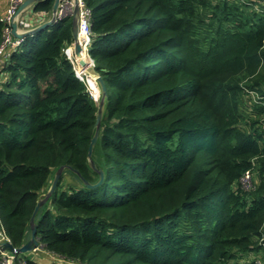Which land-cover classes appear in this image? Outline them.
Here are the masks:
<instances>
[{
	"label": "trees",
	"instance_id": "obj_1",
	"mask_svg": "<svg viewBox=\"0 0 264 264\" xmlns=\"http://www.w3.org/2000/svg\"><path fill=\"white\" fill-rule=\"evenodd\" d=\"M82 1L108 89L93 154L105 179L88 189L65 170L35 220L40 246L76 264L264 260V0ZM72 18L0 67V221L17 248L60 167L100 179L98 104L65 53Z\"/></svg>",
	"mask_w": 264,
	"mask_h": 264
},
{
	"label": "water",
	"instance_id": "obj_2",
	"mask_svg": "<svg viewBox=\"0 0 264 264\" xmlns=\"http://www.w3.org/2000/svg\"><path fill=\"white\" fill-rule=\"evenodd\" d=\"M45 0H25L21 6L19 7L17 14L15 18L12 20V35L15 38L21 39L26 38L28 36H34L41 31L49 29L52 25H54L60 17L58 16L59 8L61 3L64 0H54L53 8H52V14L48 21H45L44 23H41L37 26H35L32 30L25 32V33H18V19L22 14L29 9L30 7L34 8L35 6ZM73 11H72V25H73V53L75 57L80 58L79 66L82 68L83 71L89 72L90 75L95 76L96 78V86L99 89L100 92V101L98 102L97 99H95L96 103L98 104V111L96 114V122H95V133L91 140L89 151H88V161L92 168V170L96 173H99L100 179L96 184H91L88 182L78 171L72 169L69 166H62L58 169V171L55 174V177L52 181L51 187L49 191L43 195L40 200L38 201L34 212L32 214L31 220H30V227H31V234L29 239L19 248L15 247L11 242L3 243L0 246V261L2 260L3 256L5 254H10L14 258H17L20 255H26L29 253H33L37 250V248L42 247L40 246V243L37 239V226L35 224V220L37 215L39 214L40 210L50 201L52 195L54 194L64 172L66 169H69L70 171H73L76 175L79 176L81 181L84 183L86 188L88 189H96L98 188L105 179V173L103 170L98 169L96 163L93 160V154L94 149L98 143L99 137H100V131L102 129V122L104 119V113H105V106L106 101L108 99V89L107 86L101 76H99L94 69V61L91 59L89 54L87 53V46L88 42L86 39L82 40V36L80 35V19H79V0H73ZM35 12V11H34ZM87 53L90 62L88 63L86 60L82 59V55L84 53ZM82 71V72H83ZM45 264H58L54 262L53 260L48 261ZM60 264V263H59Z\"/></svg>",
	"mask_w": 264,
	"mask_h": 264
},
{
	"label": "built area",
	"instance_id": "obj_3",
	"mask_svg": "<svg viewBox=\"0 0 264 264\" xmlns=\"http://www.w3.org/2000/svg\"><path fill=\"white\" fill-rule=\"evenodd\" d=\"M25 0H9V5H8V9L5 13V15H3L2 17H0V22L3 23L4 25V32H3V36H2V41L0 43V67L5 65V63L8 61L10 53L12 51H14L16 48L20 47L24 41L23 38L18 39L15 38L12 35V20L15 18L17 11L19 9V7L21 6V4L24 2ZM73 0H64L59 8V14L58 16L60 18L67 16V15H71L72 16V11H73ZM79 21H80V35L84 36L85 39L88 42V46L90 44L91 41V12L90 10L86 7L85 3L82 0H79ZM41 24V22H35V23H31L29 21H27L23 16H20L18 19V33L22 34L25 32H28L30 30H32L35 26ZM88 46H87V53H88ZM73 49V45L69 48H67L65 50L66 55L68 56V58L72 61V63H74V61L70 58V51ZM76 70V68H75ZM76 75L77 77H79L81 80L84 81V77L80 76L77 71H76ZM87 79V78H86ZM87 85L89 87V91L92 95V97L95 100V97L92 93V88L89 85L88 80H86ZM242 183L244 185V183H247L248 186H252V178L250 173H247L245 175V177L242 179ZM6 242H11L10 238L8 236V234L6 233L5 229L2 227L1 225V221H0V246L3 243ZM43 250L42 247L37 248V251ZM45 251V250H43ZM47 255L55 260V261H65L64 258L54 254V253H50L47 252ZM15 261L16 258H14L12 255L10 254H5L2 258V262L4 264H10L11 261ZM21 264H26V262H22ZM255 264H264V260L263 259H258Z\"/></svg>",
	"mask_w": 264,
	"mask_h": 264
},
{
	"label": "crops",
	"instance_id": "obj_4",
	"mask_svg": "<svg viewBox=\"0 0 264 264\" xmlns=\"http://www.w3.org/2000/svg\"><path fill=\"white\" fill-rule=\"evenodd\" d=\"M8 5H9V0H0V17H2L3 15H5L7 9H8ZM22 16L29 22L31 23H37V22H41L44 23L45 21H48L51 17L50 16H46L44 13H35L33 11V8H29L27 9ZM2 80V77L0 76V81ZM33 256L34 259H32L35 263L37 264H45L48 261H52V259L47 255V253L43 250L37 251V252H33ZM56 263H60L59 261H54ZM11 264V263H10ZM13 264H16V261H13ZM62 264V263H60Z\"/></svg>",
	"mask_w": 264,
	"mask_h": 264
},
{
	"label": "bare ground",
	"instance_id": "obj_5",
	"mask_svg": "<svg viewBox=\"0 0 264 264\" xmlns=\"http://www.w3.org/2000/svg\"><path fill=\"white\" fill-rule=\"evenodd\" d=\"M82 40L85 39L84 36L81 37ZM70 58L76 63V71L77 73L82 76V77H86L88 82H89V85L90 87L92 88V93L96 98V94L98 93L99 89L98 87L96 86V78L95 76H92L89 74V72H86V71H83L82 68L79 66V61L81 60L80 58H77L75 57L74 53H73V49L70 51ZM82 59L86 60L88 63L90 62L89 60V57L87 55V53L85 52L83 55H82ZM83 71V72H82ZM98 100V99H97Z\"/></svg>",
	"mask_w": 264,
	"mask_h": 264
},
{
	"label": "rangeland",
	"instance_id": "obj_6",
	"mask_svg": "<svg viewBox=\"0 0 264 264\" xmlns=\"http://www.w3.org/2000/svg\"><path fill=\"white\" fill-rule=\"evenodd\" d=\"M74 64V66H75V68L77 67L76 66V63L74 62L73 63ZM96 98L98 99V102L100 101V92L98 91V93L96 94ZM250 99H252L251 101H250ZM248 101V104L250 105L252 102H256V101H258V98L255 96V95H253V94H250L248 97H246V102ZM69 174H66V176H65V178L67 179V180H69L70 182H72L73 181V179L70 177V176H68ZM244 187L245 188H250L249 186H248V184L247 183H244ZM22 257V255H20V258ZM24 257H26V258H29V259H34V256H33V253H29V254H26V255H24ZM53 260V259H52ZM53 261H55V260H53ZM25 262V261H24ZM60 263H62V264H76V263H73V262H71V261H68V260H65V261H62V262H60ZM11 264H13V260L11 261Z\"/></svg>",
	"mask_w": 264,
	"mask_h": 264
}]
</instances>
